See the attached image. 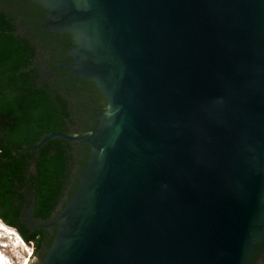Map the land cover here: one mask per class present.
Instances as JSON below:
<instances>
[{"label":"water","instance_id":"water-1","mask_svg":"<svg viewBox=\"0 0 264 264\" xmlns=\"http://www.w3.org/2000/svg\"><path fill=\"white\" fill-rule=\"evenodd\" d=\"M31 1L64 67L107 98L95 130L19 148L90 147L61 212L31 225L57 229L38 264H248L264 239V0Z\"/></svg>","mask_w":264,"mask_h":264},{"label":"trees","instance_id":"trees-1","mask_svg":"<svg viewBox=\"0 0 264 264\" xmlns=\"http://www.w3.org/2000/svg\"><path fill=\"white\" fill-rule=\"evenodd\" d=\"M44 16L31 0H0V219L27 245L43 243L49 230L28 227L22 218L42 225L59 205L61 212L90 147L55 137L37 150L21 149L54 133L95 130V111L102 112L103 95L95 83L71 80L57 67L68 45L60 33L45 29ZM258 252L248 264H264V247Z\"/></svg>","mask_w":264,"mask_h":264},{"label":"flooded vegetation","instance_id":"flooded-vegetation-1","mask_svg":"<svg viewBox=\"0 0 264 264\" xmlns=\"http://www.w3.org/2000/svg\"><path fill=\"white\" fill-rule=\"evenodd\" d=\"M45 18H46V15L43 18L45 20V23H46V19ZM71 52L72 51L70 50L69 46H68V49L66 51L65 50H62L63 61H60L59 64L57 65V67H59L61 70H63V72L66 73L70 77L71 80H75V79L80 78V77H72V71L70 69H66L64 67L65 65H74L75 58H74V56L72 55ZM87 82L93 83V81H87ZM97 88H98V86H97ZM102 95H103V93H102ZM101 104H102L101 105L102 112L100 113L98 110L95 111V114H96L97 119H98V123H99L98 115L102 114L106 110V107H107V98L104 95H103V98L101 100ZM74 128H78V127L75 126ZM60 209H61V205L57 206L56 209H55L54 214L57 215L58 212L60 211ZM32 221L33 220L27 221L29 223L27 225L28 227H31L32 224H38L39 223V221H36V222H32ZM54 229H56V228H53V227L52 228H48L49 235H48V237H46V240H43V243L38 242L36 240L32 242V247H35V254H34V256H32L29 264H38L39 261H42L44 259V257L47 254L48 249L50 248V246L52 244L53 239H52V236L51 235H52ZM50 239H52V240H50ZM262 247H264V239H263L262 243L259 245V247L256 249L255 253L253 254V256H252V259L253 260L256 261V256L259 253L258 250L260 251L262 249Z\"/></svg>","mask_w":264,"mask_h":264},{"label":"rangeland","instance_id":"rangeland-1","mask_svg":"<svg viewBox=\"0 0 264 264\" xmlns=\"http://www.w3.org/2000/svg\"><path fill=\"white\" fill-rule=\"evenodd\" d=\"M1 229V228H0ZM14 232V234L12 233ZM0 258L2 261L8 259L9 264H29L32 255L29 252L32 250V245L23 243L17 233L7 228L0 230ZM1 262V261H0Z\"/></svg>","mask_w":264,"mask_h":264},{"label":"bare ground","instance_id":"bare-ground-1","mask_svg":"<svg viewBox=\"0 0 264 264\" xmlns=\"http://www.w3.org/2000/svg\"><path fill=\"white\" fill-rule=\"evenodd\" d=\"M0 228L2 229V230H7V227L6 226H4L1 222H0ZM0 229V230H1ZM13 234H14V232H12ZM0 238H2V236L0 237ZM2 259L0 258V261H1ZM6 261V260H5ZM5 261H3V263L5 264L6 262Z\"/></svg>","mask_w":264,"mask_h":264},{"label":"built area","instance_id":"built-area-1","mask_svg":"<svg viewBox=\"0 0 264 264\" xmlns=\"http://www.w3.org/2000/svg\"><path fill=\"white\" fill-rule=\"evenodd\" d=\"M31 245V244H30ZM32 251V250H31ZM31 251L29 252V254H31Z\"/></svg>","mask_w":264,"mask_h":264}]
</instances>
